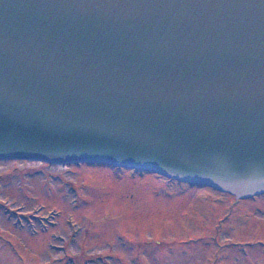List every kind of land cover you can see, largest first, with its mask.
<instances>
[{
  "label": "water",
  "instance_id": "1",
  "mask_svg": "<svg viewBox=\"0 0 264 264\" xmlns=\"http://www.w3.org/2000/svg\"><path fill=\"white\" fill-rule=\"evenodd\" d=\"M264 190V0H0V157Z\"/></svg>",
  "mask_w": 264,
  "mask_h": 264
},
{
  "label": "rangeland",
  "instance_id": "2",
  "mask_svg": "<svg viewBox=\"0 0 264 264\" xmlns=\"http://www.w3.org/2000/svg\"><path fill=\"white\" fill-rule=\"evenodd\" d=\"M227 192L105 163L0 158V264H264V193Z\"/></svg>",
  "mask_w": 264,
  "mask_h": 264
},
{
  "label": "flooded vegetation",
  "instance_id": "3",
  "mask_svg": "<svg viewBox=\"0 0 264 264\" xmlns=\"http://www.w3.org/2000/svg\"><path fill=\"white\" fill-rule=\"evenodd\" d=\"M45 162H48V161H45ZM239 200H241V199H239ZM30 215H32V214H30ZM69 223H74V221H69ZM71 229H72V230L70 231V233L74 231V230H73V226H71ZM72 234H73V233H72Z\"/></svg>",
  "mask_w": 264,
  "mask_h": 264
}]
</instances>
